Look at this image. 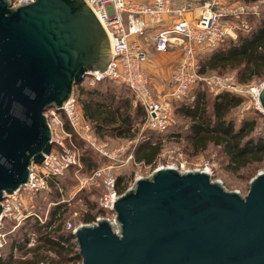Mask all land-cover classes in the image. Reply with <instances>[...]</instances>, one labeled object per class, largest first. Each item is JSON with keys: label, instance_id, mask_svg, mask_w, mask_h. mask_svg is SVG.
<instances>
[{"label": "water", "instance_id": "water-1", "mask_svg": "<svg viewBox=\"0 0 264 264\" xmlns=\"http://www.w3.org/2000/svg\"><path fill=\"white\" fill-rule=\"evenodd\" d=\"M111 62L86 0H0V222L5 198L52 152L47 112L62 111L84 77ZM112 202L113 221L73 232L81 264H264V171L242 195L206 171L160 167Z\"/></svg>", "mask_w": 264, "mask_h": 264}, {"label": "built area", "instance_id": "built-area-1", "mask_svg": "<svg viewBox=\"0 0 264 264\" xmlns=\"http://www.w3.org/2000/svg\"><path fill=\"white\" fill-rule=\"evenodd\" d=\"M13 8L29 5L33 0H9ZM108 32L112 48V62L103 76L88 73L84 79L87 86L109 80L126 87L132 93L134 106L145 113L144 128L158 133H166L173 127L175 110L185 101L194 102V90L205 87L213 96L229 93L242 97L245 102L239 107V120L247 112L264 115L260 104V91L264 83L244 85L234 74L205 76L199 73L198 56L201 51H212L229 39L236 40L237 29L248 31L249 17H261L264 0L246 4L226 3L224 0H86ZM239 26V28H237ZM237 28V29H236ZM154 32L153 44L157 52L171 50L180 52L166 91L155 95L151 89L148 72L149 53L141 43L148 32ZM53 130L52 152L42 165L33 166L29 184L18 193L7 196L3 202L4 218L11 219L13 208L23 203L22 193L29 196L49 190L52 181L63 177L70 168L81 167L80 153L73 137L85 142L99 157L105 159V166L81 182L80 190L96 186L101 190L99 207L114 220L113 199L122 195L117 190L115 171L124 169L135 162L134 149L126 145L110 148L100 141L93 127L84 119L76 95L62 111L51 109L47 112ZM66 124L71 128L67 131ZM70 141V145L67 141ZM133 144L132 141L128 142ZM54 148L56 149L54 151ZM107 161V163H106ZM179 169L177 166H171ZM182 172L190 170H182ZM210 173L208 168L195 169ZM211 174V173H210ZM21 207L16 210L19 211ZM18 216V218L16 216ZM18 222L28 218V214H14ZM81 226V225H80ZM78 227L67 224L72 233ZM8 234L0 233V257Z\"/></svg>", "mask_w": 264, "mask_h": 264}, {"label": "trees", "instance_id": "trees-1", "mask_svg": "<svg viewBox=\"0 0 264 264\" xmlns=\"http://www.w3.org/2000/svg\"><path fill=\"white\" fill-rule=\"evenodd\" d=\"M258 1L260 0H239L246 4ZM252 26L245 33L240 31L236 40H227L229 43L226 47L223 43L203 58L199 62V73L207 76L209 73L237 71L239 82L244 85L262 81L264 79V12L260 18L253 20ZM106 81L99 82L93 87L82 83L75 88L76 98L84 119L92 125L100 141L111 139L128 142L138 138L141 140L134 149V163L154 167L164 143L173 141L187 143L196 155L205 152L212 145L221 148L227 159L226 171L230 174H237L240 171L251 172L256 167L264 165V128L259 131V119L264 116L259 113L245 116L243 120H239V124L231 117L232 113L245 102L242 97L229 93L210 97L208 90L200 85L204 90L195 89L194 102L185 101L178 104L175 110V114L188 122L185 132L150 131L152 134L140 135L146 121L143 109L134 106V98L117 96L109 89L102 92L97 85ZM66 127L67 131L71 132L67 124ZM153 134L165 136L155 137ZM73 139L88 171H94L100 165L98 159L102 163L105 162V159L99 157L85 142L76 136ZM56 182L52 181L51 184L56 185ZM127 188L125 177H118V192L123 194ZM60 198L61 195L58 194L56 202H59ZM88 208L89 212L83 217L86 224L95 222L97 218L92 214L96 210L95 207H91L88 203ZM68 212V203H58L50 211V217L46 223L43 225H40L38 221L33 223L31 232L36 236L38 251L31 259L17 263L10 259V262L4 260L1 254L0 264H40L41 257L38 254L41 250L56 256L59 260L56 264L81 263L75 237L72 231L66 230L65 227ZM97 214L100 217L108 215L101 208ZM32 234L27 232L24 241L13 243L12 249L21 251L30 242Z\"/></svg>", "mask_w": 264, "mask_h": 264}, {"label": "rangeland", "instance_id": "rangeland-1", "mask_svg": "<svg viewBox=\"0 0 264 264\" xmlns=\"http://www.w3.org/2000/svg\"><path fill=\"white\" fill-rule=\"evenodd\" d=\"M138 1L146 2L147 0H138ZM224 1L229 4L239 2V0H224ZM258 18L260 17H252V16L249 17L250 29L251 27H253L252 26L253 20ZM237 28H239V26H237ZM245 32L246 31H243V33ZM239 33L240 31L239 29H237L236 35L239 36L238 35ZM153 35L154 32L151 31L146 33V35L141 38V43L146 47L150 56L149 64H148V72L150 75L151 89L155 95L159 96V94L166 91L169 86L172 77V71L175 64L179 60L180 52L177 50H171L166 53L157 52L153 44V37H152ZM228 41L225 42L224 47L227 46V44L229 43ZM210 54L211 51H201L198 56V65L203 58L207 57ZM227 74H234L238 77L237 71H226L223 73H216V74L209 73L207 76L227 75ZM261 83H264V79H262V81H255V84H261ZM83 85H86V83L84 82ZM97 86L99 89H101L102 92H106L109 89L112 93H114L117 96H124L133 99V96L128 89L109 80L100 83V85ZM203 88L200 86L199 88L198 86L196 87L197 90ZM207 93L210 97H214L210 92L207 91ZM239 112L240 109H237L232 113L231 116L232 119H234L237 122V124H239L240 122ZM253 114L255 113L251 111V112H247V114L245 115L246 117H248ZM259 124H260L259 131H261L264 128V118L259 119ZM187 127H188V122L180 118L177 114H175L174 124L171 129V132L174 131L185 132ZM144 133L152 134L143 126L140 131V135ZM154 136L162 137L165 135H154ZM140 141L141 140L138 138L137 140H132L133 144H129L128 143L129 141L120 142L111 139H106L103 142L107 143L110 148L120 145H126L131 147L132 149H135ZM73 142L75 144L74 139ZM67 144L70 145L69 140L67 141ZM83 149L85 150V148ZM55 150L56 149L54 148V151ZM81 157L82 155L80 154V158ZM98 163H100V165H98L96 169H100L105 166V162L102 163L100 159H98ZM171 166H177L179 169L182 170H195V169L208 168L210 170L212 177L215 180L221 181L228 191H238L242 195H246L248 193L250 187V181L259 172L264 171V165H261L256 167L251 172L240 171L237 174H230L226 171L227 159L222 153L221 148L212 145L209 146V148L205 152L196 155L190 149L188 144L185 142L176 143L173 141H166L163 145V150L161 152V155L159 156L157 163L154 167L143 166L141 164L133 163L124 169L115 171V173L117 178L125 177V184L127 183V187H128L127 189H129L131 186H133L137 178L148 177L156 169L160 167L166 168ZM96 169L94 171H96ZM94 171L91 172L88 171V169L84 166L81 159V167L77 166L70 168L67 171V173L60 178L61 180L56 182V185L50 184V188L48 191L43 193H38L32 196L22 193L23 203H21V205L15 206L13 208V214L11 219H5L2 222V225L0 226V233L6 232L9 237V238L7 237L6 244L2 249V253H1L2 258L10 262H11L10 259H12L16 263L31 259L33 255L38 251V243L36 236L31 232L32 225L35 221H38L40 225L46 223L50 217V211L58 203L69 204V212L66 216L65 227H67L68 223H71L72 227H79L80 225L86 224L83 221V217L86 213L89 212L88 203L91 207H95L96 209L95 211L92 212V214L96 215L97 218H100L97 212L100 209L98 200L101 194V190L96 186H91L79 191L81 187V182L90 178L93 175ZM58 194L61 195V198L59 202H56ZM18 207H21L19 211L16 210ZM20 211L23 212L24 214H28V218L21 222H18V220H16L18 216L15 215L17 217L15 218L14 214H17ZM27 232L32 234L30 235V242L27 243L26 247H23L21 251H14V249H12L13 243L23 242L25 239V234ZM38 255L39 257H41L40 264H56L59 261L56 256L45 250H41Z\"/></svg>", "mask_w": 264, "mask_h": 264}]
</instances>
